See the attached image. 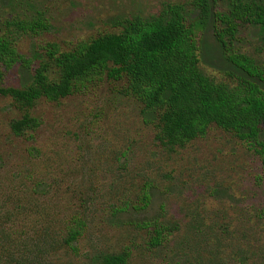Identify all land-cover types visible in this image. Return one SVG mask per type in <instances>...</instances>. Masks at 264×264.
Returning a JSON list of instances; mask_svg holds the SVG:
<instances>
[{"label":"rangeland","instance_id":"rangeland-1","mask_svg":"<svg viewBox=\"0 0 264 264\" xmlns=\"http://www.w3.org/2000/svg\"><path fill=\"white\" fill-rule=\"evenodd\" d=\"M191 1L0 0V30L43 23L39 35L20 36V52L48 44L68 51L119 34L128 20ZM252 32H241L235 50L264 66V46ZM7 85L19 86L16 69ZM31 113L41 127L16 137L11 123L22 113L0 97V219L16 209L17 228L38 241L43 264H91L97 253L122 252L129 264H264V165L232 133L212 126L169 153L126 79L107 77L59 102L42 100ZM147 184L152 204L134 211ZM79 220L84 229L74 251L65 239ZM148 223L167 228L158 248L150 245L155 233Z\"/></svg>","mask_w":264,"mask_h":264},{"label":"trees","instance_id":"trees-1","mask_svg":"<svg viewBox=\"0 0 264 264\" xmlns=\"http://www.w3.org/2000/svg\"><path fill=\"white\" fill-rule=\"evenodd\" d=\"M43 23L18 21L0 30V97L9 98L22 115L11 123L16 137L36 132L32 115L45 100L56 103L81 93L104 77L126 79L142 114L157 129L156 140L169 153L205 137L212 126L251 146L264 165V66L235 50L241 32L251 29L264 46V0H192L168 4L158 16L135 18L119 34H105L68 51L55 44L20 52L21 35H39ZM225 76L217 82L201 66ZM17 70L19 86L7 85ZM151 185L143 190L146 211L153 201ZM14 209L0 219V264H43L38 241L17 228ZM162 245L167 228L147 224ZM84 225L77 221L65 244L76 250ZM23 228L21 227V231ZM130 254L97 253L91 264H129Z\"/></svg>","mask_w":264,"mask_h":264}]
</instances>
